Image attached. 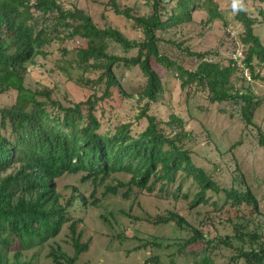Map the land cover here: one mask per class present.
<instances>
[{
	"label": "trees",
	"instance_id": "1",
	"mask_svg": "<svg viewBox=\"0 0 264 264\" xmlns=\"http://www.w3.org/2000/svg\"><path fill=\"white\" fill-rule=\"evenodd\" d=\"M98 2L130 19L133 27L142 33V38L131 39L112 24L101 25L83 8H64L58 0H0V94L16 91L15 100L0 107V264H12L8 256L11 252L14 253V264H32V260H22L24 251L58 236L65 223L71 221L69 211L76 201L80 200L86 206L89 197H93L91 203H99L95 197L96 188L87 197L77 187L63 203L57 179L67 174H81L83 182L91 180L96 187L115 174H125L130 176L128 180L117 179L116 184L106 185V191L118 193L120 188H125L124 194L129 196L134 190L136 195L142 191L154 194L157 190L177 200L185 181L192 178L198 191L190 200V208L209 203L218 206V200L208 196L209 191L225 195L218 210H239L244 205L256 211L259 208L252 188L249 185L240 187L245 183L243 175L237 174L240 183L234 177L232 186L225 188L197 164L193 149L187 147L193 134L186 128L183 117L171 113L169 119L163 121L150 113L151 102L157 101L165 92L166 74L163 76L155 68V62L166 73H175L182 88L197 85L208 90L212 102L232 101L240 105L244 120L254 124L261 100L249 91L250 87L246 86V91L237 88L236 80L248 79L245 69L249 70L250 78H263L256 72V64H264V41L256 33L258 18L246 9L235 13L243 27L240 38L246 52L244 57L231 58L224 65L208 58L206 52H193L159 33L192 22L196 9H206L210 21L223 18L218 2L148 0L150 9L143 14L135 13L134 6H122L119 0ZM260 14L264 15L262 9ZM61 37L84 42L76 48V58L61 67L69 74V68H77L80 75L75 81L94 90L86 99L69 104L54 97L52 89H31L25 84L29 64L44 54L46 44ZM166 43L182 53L196 56L197 67L184 66L173 51L166 48ZM241 66L242 74L235 77ZM133 67H139L146 77L144 86L137 93L147 102L137 119L146 118L147 125L138 132L133 130L132 122L103 129L104 121L109 119L103 102L112 99L116 90L129 95L119 73ZM91 71L100 73L89 78L87 73ZM102 84L104 90L98 95L95 90ZM260 144L264 147L262 132ZM179 182L174 191L172 185ZM181 196L190 197L188 192ZM150 220L157 225L174 222L179 229L190 225L177 211ZM228 220L235 230L232 235L208 238L199 228L190 225L192 233L174 245L182 252L190 245L202 242L206 251L202 260L195 259L199 264H215L213 256L216 252L213 251L221 245L236 249L228 264H264L261 234L247 232L243 222ZM76 225L74 220L71 223L74 255H68L60 247L54 248L50 252L52 264H75L89 249L90 242H81ZM163 239L164 236H156L143 245L159 248L163 246ZM245 243L249 244L248 248ZM191 250L195 256L202 252ZM152 259L154 264H160L157 254L146 264Z\"/></svg>",
	"mask_w": 264,
	"mask_h": 264
},
{
	"label": "rangeland",
	"instance_id": "2",
	"mask_svg": "<svg viewBox=\"0 0 264 264\" xmlns=\"http://www.w3.org/2000/svg\"><path fill=\"white\" fill-rule=\"evenodd\" d=\"M58 1L64 8H83L101 25L112 24L131 39L142 38V33L133 27L130 19L116 14L98 0ZM119 1L122 6H134V12L137 14H143L150 9L148 0ZM214 1L218 2L223 18L210 21L206 9H196L193 11L192 22L159 33L167 39L181 43L182 47H189L193 52H206L208 58L226 65L231 58H242L245 55L246 49L240 38L243 27L232 11L233 0ZM243 4L249 14L258 18L256 33L264 41V15L260 14L261 9L264 11V0H243ZM83 43L80 39L61 37L46 44L43 47L44 54L38 55L35 61L29 64L26 86L31 89H52L54 97L65 104L86 99L94 90L75 81L80 75L79 70L75 67L69 68V74L61 67L76 58V48ZM164 45L173 51L174 56L184 66L190 69L197 67L196 56L182 53V50L168 43ZM154 66L163 76L166 74L165 92L157 101L151 102L150 113L163 121H167L171 113L183 117L186 128L193 134V139L187 143V147L193 149L197 164L225 188L232 186L234 177L239 181L238 175H243L245 183L240 187L243 189L249 185L252 188L258 198V210L247 205L239 210H218L225 195L212 191L207 194L212 196V200H218V206L209 203L190 208V200L198 191L192 178L185 181L181 191L182 194L188 192L190 197L185 199L180 193L177 200L172 195L157 190L154 194L142 191L138 195L134 190L129 196L124 194L125 188H120L118 193L106 191L107 184H116L117 179L128 180L130 176L125 174H115L108 178L105 184L97 187L91 180L83 182L81 174H67L57 179V189L61 193L63 203L72 195L74 187L87 197L96 188L95 197L99 199V203L92 204L93 197H89L86 206L80 200L76 201L69 211L71 221L65 223L60 234L41 246L24 251L22 260H32V264H52L50 252L57 247L68 255H74L71 229L74 220L77 221L76 233L81 235V242H90L89 249L80 255L75 264H146L147 260L156 254L159 255L160 264H199L195 259L202 260V254L206 251L202 242L190 245L182 252L178 251L175 242L188 237L192 233L191 226L199 228L208 238L232 235L235 230L229 218L235 222H243L247 232H257L264 240V147L260 144L261 132L264 135V64H256V72L263 78H250L249 70L245 69L243 73L248 79L236 80L237 88L246 91V86L250 87L249 91L261 100L254 116V124H247L244 120L240 105L232 101L212 102L207 89L198 88L197 85L182 88L175 73H166L165 69L155 62ZM242 68L241 66L235 77L242 74ZM99 73L91 71L87 73V77L95 78ZM119 74L129 95H122L116 90L112 99L103 102L109 118L104 121L103 129H114L121 123L132 122L135 132L142 131L147 125V119H137V116L147 99H141L137 91L144 86L146 77L139 67L124 68ZM103 90L102 84L98 85L95 91L100 95ZM15 97V90L0 94V107L10 105ZM237 181L235 183H238ZM179 184L180 182L172 185L174 191ZM170 211H177L185 216L191 226L179 229L174 222L157 225L150 220ZM156 236H164L163 246L155 248L143 245L146 240L153 241ZM245 246L248 248L249 244L245 243ZM191 249L202 252L195 256L190 253ZM213 252H216L213 256L215 264H228V259L236 253V249L221 245ZM8 256L14 264V253L11 252ZM148 264H154L153 259Z\"/></svg>",
	"mask_w": 264,
	"mask_h": 264
},
{
	"label": "clouds",
	"instance_id": "3",
	"mask_svg": "<svg viewBox=\"0 0 264 264\" xmlns=\"http://www.w3.org/2000/svg\"><path fill=\"white\" fill-rule=\"evenodd\" d=\"M232 11H233V13L245 11L243 0H233Z\"/></svg>",
	"mask_w": 264,
	"mask_h": 264
}]
</instances>
